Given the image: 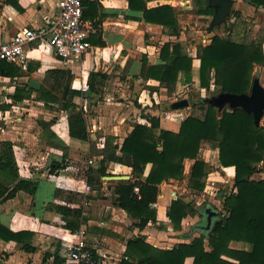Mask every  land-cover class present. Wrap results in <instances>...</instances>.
Instances as JSON below:
<instances>
[{
	"label": "crops",
	"instance_id": "1",
	"mask_svg": "<svg viewBox=\"0 0 264 264\" xmlns=\"http://www.w3.org/2000/svg\"><path fill=\"white\" fill-rule=\"evenodd\" d=\"M89 1L93 2L92 7L84 5L83 12L86 13L84 19L94 26V32L90 34L92 49L83 61L82 65H85L79 74L74 70L72 79L81 77L83 71L100 72L106 77L103 80L98 78L100 83H96L95 87L106 89L111 78L113 81L110 86L120 93L119 99L108 96L101 99L97 91L91 94L94 98L90 99L89 103L87 98H74V102L88 115V141L69 135L66 111L55 102L46 103L33 96L19 103L29 105L24 109L27 113L25 116L16 115L15 119L3 118L6 126L0 125V141L13 143L19 177L33 182L35 190L32 194L20 190L5 201L0 198V224L12 232L26 233L21 242L0 239V264H78L69 257V243L73 237L71 230L64 226L65 220L61 211L56 208L57 204L67 207L66 210L80 206V228L85 229L86 242L94 250L101 264H118L122 258H126V244L135 237H142L155 248L170 249L180 242H188L190 238L197 237V232L200 233L197 229H191L200 222H192L190 230L185 228V223L192 214L183 219L180 230L172 227L166 215L171 201L184 193L180 188L186 191L194 190L188 178L194 159L184 161L187 163V166L184 165L186 179L181 180L186 182L185 187L179 186L180 180L172 178L159 185L156 202L151 205L156 211V221L148 222L142 229L134 225L137 220L132 219L125 210L111 204L116 198L114 187L120 180H105L106 176L110 175L127 176L122 181L134 180L132 167L105 161L103 167L106 175H103L100 172V160L103 153H107L114 144L121 145L134 124H148L149 116L159 118L161 129L178 131L181 121L172 116L173 111L164 113L154 107L163 91L168 93V89L155 79L140 76L142 59L145 57L148 65L161 64L159 56L164 43H189L187 53L192 58L191 70L188 74L181 73L176 84L183 89L190 86L197 76L200 87V60L196 56V50L199 44L209 43L207 37L210 35L205 31H197L195 38L198 41L190 44L184 30L189 27L193 31L196 29L188 20H183V31L179 26V34L172 35L160 24L145 22L141 11L128 7V0ZM232 1L236 9L248 7L252 15L255 14L259 19V25H264V8H256L251 0ZM190 3L192 8L191 0ZM146 5H169L176 8L169 0H148ZM57 11L55 0H0V43L10 39L20 28L42 25L46 18L52 17ZM199 17L197 15V20H200ZM112 49L115 50L113 53ZM30 54L31 52L28 53V65L32 66V71L20 69L23 75L13 79L0 75V91H10L3 97V106L7 107L2 110L1 106L0 114L11 107V95L16 85L29 83L31 80L42 84V77L48 75V70H65L50 49L41 50L36 57H30ZM44 87L48 88L46 85ZM51 106L56 109H51ZM166 122L168 124H165ZM202 150L199 149L198 158L204 163L208 162L207 158L200 156ZM210 157L218 159V151ZM97 158L99 166L95 165ZM89 159H92L94 164L88 165ZM53 163H58L61 167L51 173L50 167ZM150 167V163L146 164L142 179H145ZM254 175L253 178L257 179ZM84 181L91 185L93 192L86 195L82 192ZM183 200L193 203L190 198ZM65 215L70 218L71 212ZM23 242L28 243L32 250L26 251ZM229 247L244 251L252 249L251 244L243 241H231ZM191 263V257L184 261V264Z\"/></svg>",
	"mask_w": 264,
	"mask_h": 264
},
{
	"label": "trees",
	"instance_id": "2",
	"mask_svg": "<svg viewBox=\"0 0 264 264\" xmlns=\"http://www.w3.org/2000/svg\"><path fill=\"white\" fill-rule=\"evenodd\" d=\"M146 1L148 0H128V7L141 11L145 22L160 24L169 34L178 35L179 25L175 9L169 5L149 7ZM251 2L256 8H264V0ZM84 5L91 8L93 2L82 0L83 10ZM202 12L213 14V9L207 5L197 9L198 14ZM85 15L84 11L83 18ZM262 42L264 39L258 43L244 44L214 35L207 45L199 44L196 56L200 60V87L210 89L214 85L219 93L247 92L252 84L255 65L264 62ZM159 57L162 63L158 65H148L143 57L140 76L155 79L171 91L179 75L190 72L192 58L179 41L164 43ZM28 70H33L31 65H28ZM46 73L52 78L54 90L62 87L60 97L52 88L40 86L36 90L28 82H24L15 86L11 95L12 102L20 103L27 99L26 94L37 91L36 99L46 103H58L66 111L71 137L88 141V115L74 102V98H88L97 91L95 84L100 83L98 78L103 80L106 76L100 72L83 71L81 79L88 84V90L82 92L70 88L73 75L68 70L51 69ZM0 75L13 79L23 74L15 64L0 60ZM6 107L2 106V110ZM217 114L218 109L207 103L203 118L188 115L181 121L177 132L161 129L159 118L149 116L148 124H134L120 146L114 144L107 153H103L100 160L101 174L106 175L103 167L105 161L125 164L133 169L134 180L117 182L114 187L116 198L111 204L136 219L134 225L139 229L144 228L148 222L156 221V211L151 205L156 202L159 185L170 178H184L185 159H194L188 174L190 186L195 190L201 189L200 179L204 176L205 163L198 158L200 148H218L220 165L233 169L234 172L233 189L229 194L223 195L224 213L218 211L219 217L207 234L200 232L190 242H180L170 249L155 248L142 237H135L128 240L126 258H122L118 264H184L187 257L192 258L191 264H264V178H253L260 170L257 164L264 160V128L256 126L252 114L240 108L223 109L219 117ZM148 163L151 164L150 170L145 179H142ZM60 167V164L53 163L50 172L53 173ZM0 175L12 181L10 186L0 181L2 201L13 197L20 190L29 194L35 190L33 182L19 177L14 146L7 140L0 141ZM56 208L63 214L66 228L74 231L80 227V206H74L72 211L66 210L67 207L62 204H57ZM200 210L179 196L171 201L166 215L172 227L180 230L182 220L188 214L200 213ZM68 212H71L70 218L65 215ZM24 234L26 233L12 232L0 224L2 240L21 242ZM231 241L249 243L252 249H232L229 247ZM23 248L26 251L32 250L28 243H24Z\"/></svg>",
	"mask_w": 264,
	"mask_h": 264
},
{
	"label": "rangeland",
	"instance_id": "3",
	"mask_svg": "<svg viewBox=\"0 0 264 264\" xmlns=\"http://www.w3.org/2000/svg\"><path fill=\"white\" fill-rule=\"evenodd\" d=\"M192 1V9L189 11H185V9H178L180 8L179 6H176V11H177V19H178V24L181 26V30L183 31V25H185V21L183 20H188L189 24L191 26H194L196 31H193V29L187 28L184 30V33L187 34L189 37V42L192 44L193 42L198 41L197 38H195V35L198 34V32L205 31L208 33L211 37L214 35H217L219 37H227L232 40L238 41L240 43L244 44H249V43H258L264 39V25H259V19L255 14L252 15L251 10L246 7L242 9H236L235 6L232 4L231 9L228 11V13L223 17V19L220 22H217L215 20V12L216 8L209 6V0H191ZM233 3V1H232ZM206 5L210 8L213 9V14L207 13V12H202V13H197V9L199 8H204ZM179 13V14H178ZM197 15H199L200 20H197ZM203 15H208L204 17ZM202 16V17H201ZM234 21V22H233ZM197 23V26L195 24ZM208 28L210 31H208ZM198 31V32H197ZM191 35V33H193ZM196 32V34H195ZM207 37V42L210 41L211 37ZM198 44V43H197ZM196 44V45H197ZM189 43L183 45L185 51L187 52V49L189 48ZM262 51L264 54V42H262ZM38 54V51L36 49H33L30 57H36ZM33 62V61H32ZM83 65L79 64H73L70 65L68 68L70 70H76L78 72L82 68ZM102 67V63H101ZM260 70V76H259V81L261 85L264 87V62L260 65L256 64L254 67V71L252 73V77H254V74L256 70ZM77 74V73H76ZM110 84L106 86L107 88L104 89L103 87L99 86L97 87V94L101 95L100 98H104L106 96L112 97V99H119L120 93L116 92L115 89L111 88V83L112 79L109 78ZM253 80V78H252ZM72 81V80H71ZM195 82V83H194ZM194 82L192 81L191 85L188 87H184L183 89H180V85L176 84L175 88H171V91L165 92L163 91V95L158 99V102L154 103V107L159 111L161 110L162 112L165 111H173L175 113H179L178 111L182 112V114L185 116V118L188 115H193L199 118H203L205 115L206 109H207V102L202 101V98L206 97H212L216 96L219 93V90L217 89L216 86L212 85L210 89H204L201 87H198L197 83V76L194 78ZM178 83V82H177ZM197 83V84H196ZM71 84V83H70ZM41 86L46 85L48 88H52L53 82L52 78L49 75H46L42 77V84ZM251 87V86H250ZM71 88V87H70ZM53 89V88H52ZM54 90V89H53ZM250 89H248L247 92H249ZM56 94L60 97L62 95V87L56 88L54 90ZM3 92V93H2ZM6 92L10 91H0V108L4 104L3 102V97ZM27 98H33L38 96L37 91L29 92L28 94L25 95ZM33 96V97H32ZM93 95H89L88 98L86 99L89 103L90 99H93ZM187 99L189 104L185 108L181 109H173L172 108V103L181 100V99ZM80 99L79 97L75 98V100ZM99 100V99H98ZM121 101H124V99H120ZM14 104V107L12 108V111L10 113L11 118L15 119V116H25L27 113L24 111L25 107H28L29 105H20L19 102L17 103H12ZM58 107L60 105L56 103ZM23 107V108H21ZM51 109H56V107L51 106ZM225 110H232L228 108V105L225 106ZM89 113V109L87 110ZM221 112L218 111L217 116L220 115ZM2 114V113H1ZM10 118V119H11ZM184 118V119H185ZM88 124L89 120L87 119ZM4 119L3 116L0 115V125L2 127L6 126L4 125ZM165 124H168L166 122ZM170 125V124H169ZM171 126H174V124H171ZM259 126L264 128V114L261 118ZM202 152L200 153V156L207 158L209 160L208 162H205V169H204V176L200 179L202 183L201 189H194L186 191L182 188H180V191L184 192L182 194V198H190L192 199L193 205L196 206V208H204L207 204H210L213 206L216 210L220 211V213H224L223 207V200L224 196L229 194L232 189H233V180L234 179H229L228 176L232 175L234 176L233 169H228L225 170V167H222L219 163L218 159H212L210 156L214 154L215 149L212 148H204L202 147ZM206 149V151H205ZM94 153V152H93ZM96 153V152H95ZM218 160V161H217ZM108 163V161H107ZM94 164V162H93ZM96 166H99V159H96ZM184 165L187 166V163L184 162ZM257 167L260 169L259 171L256 172L254 175L257 179L258 178H264V161L261 166H259V163L257 164ZM234 178V177H233ZM186 177L184 178V180ZM107 180V179H105ZM0 181H2L4 184L10 185L12 181L8 178H6L3 175H0ZM210 181V182H207ZM208 184V192L206 188L204 187ZM186 182L183 180L179 181V186L185 187ZM211 187V188H209ZM99 188V187H97ZM191 215V214H190ZM193 220V221H192ZM183 221V220H182ZM202 221V213L196 212L191 215V218H189V221L185 223V228L187 230H190V224L198 223ZM181 227H182V222H181ZM196 234H200L197 232ZM195 235V236H198ZM189 239V238H188ZM192 238L189 239L191 241ZM188 241V242H189ZM208 249V248H207Z\"/></svg>",
	"mask_w": 264,
	"mask_h": 264
},
{
	"label": "built area",
	"instance_id": "4",
	"mask_svg": "<svg viewBox=\"0 0 264 264\" xmlns=\"http://www.w3.org/2000/svg\"><path fill=\"white\" fill-rule=\"evenodd\" d=\"M55 1L58 11L52 17L46 18L42 25L20 28L10 39L0 43V60L13 63L22 71H27L29 52H32L33 49L38 52L50 49L61 66L71 72V74L74 71L68 68L70 65H82L92 49L89 38L90 34L94 32V26L90 21H86L83 18L82 0ZM169 1L172 5L179 6L180 8L178 9L180 10L185 9V11H188L192 9L190 0ZM114 51L112 49V53ZM76 77L71 81V88L82 92L87 91L88 84L82 81L80 76ZM76 82L77 84H75ZM13 107L14 104L0 115L4 119L10 118ZM170 112L172 111H165L164 113ZM172 116H175L178 121H182L185 118L183 114L175 112L172 113ZM216 151H218V148H215ZM87 164H93V160L89 159ZM225 170H228V168H225ZM233 177V174L228 176L229 179H233ZM205 188L208 192V184ZM82 192L86 195L93 192V188L84 181ZM71 234L73 238L69 243L70 259L78 264H101L94 250L86 242L85 229L79 227L71 231Z\"/></svg>",
	"mask_w": 264,
	"mask_h": 264
},
{
	"label": "water",
	"instance_id": "5",
	"mask_svg": "<svg viewBox=\"0 0 264 264\" xmlns=\"http://www.w3.org/2000/svg\"><path fill=\"white\" fill-rule=\"evenodd\" d=\"M250 2V0H246ZM209 6L216 8L215 10V20L220 22L223 17L228 13L232 7V0H209ZM260 70L257 69L249 92L234 94L228 92H220L216 96L205 98V102L216 107L219 112H221L226 105L230 109L240 108L247 113H251L253 116V121L256 126H259L261 118L264 114V87L259 81ZM29 86L35 89L39 88V82L36 80L29 81ZM189 104L187 99L177 100L172 103L173 109H181L187 107ZM127 176L110 175L106 176L107 180H123ZM202 213V221L197 225L192 226V231L197 229L204 234H207L219 217V212L210 204H207L204 208L200 210Z\"/></svg>",
	"mask_w": 264,
	"mask_h": 264
},
{
	"label": "bare ground",
	"instance_id": "6",
	"mask_svg": "<svg viewBox=\"0 0 264 264\" xmlns=\"http://www.w3.org/2000/svg\"><path fill=\"white\" fill-rule=\"evenodd\" d=\"M76 84V83H75Z\"/></svg>",
	"mask_w": 264,
	"mask_h": 264
}]
</instances>
